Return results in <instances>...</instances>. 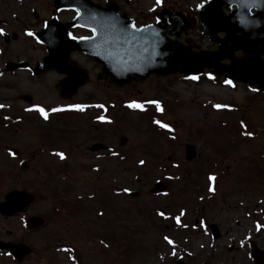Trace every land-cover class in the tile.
<instances>
[{
    "label": "rangeland",
    "instance_id": "1",
    "mask_svg": "<svg viewBox=\"0 0 264 264\" xmlns=\"http://www.w3.org/2000/svg\"><path fill=\"white\" fill-rule=\"evenodd\" d=\"M93 1L104 4L106 0ZM114 1L120 11L144 24L153 20L162 8L182 12L187 18L195 17L196 6L205 0H163L159 7L155 6L154 0ZM51 15L60 20L71 16L68 12L54 11L52 0H0V18L5 22L2 30L9 36L8 43L2 39L3 47L9 51L4 54L3 60L20 56L36 58L39 52L31 49L35 45L25 38L26 32L39 29ZM185 39L196 50L214 46L200 35L197 28L188 31L182 38ZM80 63L93 75L94 80L80 91L97 92V97L93 99L88 96L85 100L105 102L114 118L115 154H123L125 158L121 161L116 156L114 160V190L118 194L113 195L110 189L103 193L100 184H93L97 188L89 186L70 195L56 188L63 178L56 174V168L61 163L53 153L60 152L63 147L56 141L46 147L45 144L41 145V133L60 128V125L67 131H71L67 128H72L75 132L76 127L68 123H89L95 108L89 107L84 115H56L57 112L51 111L53 108L67 109L66 103L73 102L71 99L64 101L58 95L59 77L48 73L35 80L27 73L19 72L16 79L5 75L0 80L2 148L17 150L21 155L20 160L25 155L29 162L39 149H49V152L43 156L46 161L44 169L36 170L34 176L31 175L30 166L21 171L19 163L11 161L10 164L7 154H0L4 186L0 196L4 197L10 190L24 189L35 197V204L28 214L43 218L45 214H53L55 204L65 203L64 197L71 195L79 196L84 214L87 209H94L93 216L97 211H104L105 206L109 207L108 214H112L111 210L117 212L110 208L112 202L126 207V214L119 215L126 219L124 227L118 225H123L124 221L108 224L109 231L118 237L121 244L118 246L114 239L109 243L113 247L110 252L99 248V254H95V264H121L130 259L136 264H159L163 252L168 253L169 250H174L181 259L199 264L207 259H213L211 264L237 263L244 258V250L240 252L239 246L242 244L245 248V238L254 235V224L264 231V214H261L264 212V94H252L246 86H228L219 77L208 79L206 73L197 81L176 74L150 77L145 81L116 87L105 80L100 82L94 79L100 72L95 65L87 60ZM24 95L32 98L29 104L21 100ZM78 96L75 100H78ZM15 98L18 99L17 103ZM153 100L160 104L162 111L158 112L155 105L147 103ZM130 102L140 103L144 110L127 108ZM215 104L227 107L215 109ZM15 106L18 107L17 111ZM30 106L45 110L47 119H51L46 126L43 121L47 120L25 111ZM11 118L16 119L14 127L6 124L10 123ZM153 120L167 124L174 131L159 128ZM242 122L245 128L240 127ZM247 132L253 133L251 139L242 134ZM6 138H11L9 143L18 145H8ZM185 145L195 146L196 158L190 162L184 160ZM28 147H33V151ZM140 160L144 161L142 166ZM81 164L90 169L93 162L84 158ZM208 172L216 177L212 182L214 192L208 191ZM33 179L40 185L30 190ZM87 181L90 183V177L82 178L83 185ZM156 181L166 184L167 190L163 195L149 193ZM125 190L136 191L137 196H127ZM181 211L184 212L183 216H180ZM157 212H162L163 217L157 216ZM177 217L179 226L175 220ZM170 225L174 226L173 230ZM211 226H215L220 234L214 242H209ZM14 227L16 225L12 221L0 222V233ZM17 229L21 231V224ZM37 234L27 235L21 231L18 236L26 235V239L37 241ZM165 237L171 239L173 245H169ZM67 238L75 242L74 235ZM54 245L57 246L56 241L33 246L38 251L37 256L46 259L38 264H50L48 257L56 261L55 264H68V258L59 254L60 249L56 250Z\"/></svg>",
    "mask_w": 264,
    "mask_h": 264
},
{
    "label": "water",
    "instance_id": "2",
    "mask_svg": "<svg viewBox=\"0 0 264 264\" xmlns=\"http://www.w3.org/2000/svg\"><path fill=\"white\" fill-rule=\"evenodd\" d=\"M263 2L264 0H208L203 4V8L197 9L198 29L209 41L218 44L215 52H192L189 45L185 46L179 42L181 32L195 26L194 19L186 21L180 13L168 14L167 19H162L165 13L163 11L157 16L159 23L151 25L150 28L142 27V32L134 33L127 28L132 22L117 14L114 3L108 2L105 8H101L91 4L89 0H54L56 9L78 8L82 13L81 18L74 19L66 27L58 26L59 24L53 19L46 24L44 32L38 37L39 41L50 49L51 55L59 54L58 47L52 48L56 43L61 45L59 48L62 50V54H59L61 58L65 52L71 51H79L93 58L102 64L101 76L109 77L110 81L118 86L130 83L132 75L139 80L152 74L164 76L178 72L199 76L204 70L212 69L214 73H225L231 81L257 85L264 90V59L250 57L238 62L232 57L238 50L254 53L257 46L264 49V23L258 19L262 14L249 15L251 8L260 9ZM223 4L235 5L237 10L225 17L219 10ZM91 15L95 16V20L89 18ZM231 17L235 18L233 27L229 26ZM76 25L88 29L96 28L97 37L69 40L67 29ZM242 26L250 27L249 31L242 30ZM221 31L226 32L223 41L217 37V33ZM237 31H241V35L236 36ZM55 33V38H52ZM226 43L232 44L233 48H226ZM50 59L52 58L45 59L40 68H52ZM224 59H230L232 62L227 71L220 63ZM61 68V72L67 73L66 69L69 67L62 65ZM83 75L81 77L79 75L77 79H68L63 85L74 91L84 82ZM185 151V159L191 161L195 156L193 147L186 146ZM164 190L165 186L159 182L153 186L152 192ZM31 201L32 197L25 192H11L5 197L4 202L0 203V214L13 215L21 212ZM0 249L9 250L19 259L27 254L26 248L21 245L0 242Z\"/></svg>",
    "mask_w": 264,
    "mask_h": 264
},
{
    "label": "flooded vegetation",
    "instance_id": "3",
    "mask_svg": "<svg viewBox=\"0 0 264 264\" xmlns=\"http://www.w3.org/2000/svg\"><path fill=\"white\" fill-rule=\"evenodd\" d=\"M71 13V16L65 20H61L63 22H66L74 16V13L69 11ZM0 22H3L0 18ZM2 26L3 24L0 23V32H2ZM77 30V29H76ZM76 30H71V33L75 32ZM80 32L85 33V35H77L74 34L73 36L79 38V37H88V32L78 29ZM2 36L3 34H0V79H3L4 74L10 75L12 77L17 78V75L19 72L9 73L5 70L6 63H3V46H2ZM222 37V36H221ZM35 46H32L31 49L37 50L39 52V55L36 58H30L27 56H20L16 60L15 63H25L26 64V73L28 75H31L34 77L36 75L37 70L36 67L40 61L43 60V58L46 56V49L39 45L38 43H33ZM216 48V47H215ZM210 48V49H215ZM82 55L78 53H71L67 56V62H69L72 65H78V61L82 59ZM236 57L240 60L246 55H243L241 53H237ZM84 58V57H83ZM31 59V60H30ZM226 66H228V62H224ZM45 74V73H44ZM42 74V75H44ZM211 74V73H207ZM41 75V77H43ZM60 80H62L64 77L60 75ZM35 78V77H34ZM37 78H40L37 77ZM35 78V79H37ZM96 91H91L87 94L90 95H81L85 96V98L88 99V96L90 98H95L97 95H95ZM18 99L15 98V103H17ZM81 103H91V104H97V103H105L103 101H96V102H89L87 100L81 101ZM18 107L15 106V110L17 111ZM12 111V110H11ZM99 114L100 117H99ZM94 118H96V121H89V123H82V122H74V123H68L70 125H74L75 132H73L72 128H67L71 131H67L64 127H62V132H59V138H53L51 137L52 134H50L49 131H44L41 133L42 137L39 138L41 145H51L54 143V141L58 142L59 144H62L63 149L60 150L61 153L65 155L64 160H58L61 164L56 168L57 175L62 177L61 181H59V187H56L63 192H65L67 195H70L71 192H76L78 190L84 191L89 186L93 188H97V185L93 184H100L101 190L104 193L107 191V189H110L113 193V195L118 194L114 189V160L116 157L115 153V138H114V128L113 123H107L104 121H110V115L106 114L104 112H100L98 109L93 115ZM103 118V121L100 118ZM106 118V120H105ZM17 122L11 121L10 127H14ZM44 126H46V122H43ZM2 114L0 113V130L2 129ZM67 125V124H65ZM62 126V125H61ZM47 129V128H43ZM40 135V134H39ZM6 143L8 145H18L17 143H9L11 141V138L5 139ZM2 137H1V131H0V154L5 153L8 156V162L12 164L11 161H16L17 163H21V166L24 167V170H27V167L30 166V169L32 170L31 175L34 176L35 171H41V169H44V162L45 159H43L44 154H48L49 149H39L36 151V153H33L32 156V164L31 161L29 162L25 157V155L20 160V153L11 148H2ZM93 144H102L101 147H98V152H90V148ZM29 148V147H28ZM30 151H33V147L29 148ZM28 149V152H29ZM9 152H12L14 156H9ZM57 157V156H56ZM59 158V157H58ZM88 159L89 161H92L93 164L91 165V168L88 169L87 166H84L81 164L82 159ZM12 166V165H10ZM1 167V165H0ZM29 172V171H28ZM124 174H126V171H123ZM90 177V183L88 181L85 185L82 183V178ZM89 180V179H88ZM40 183H38L36 180H31L29 189L35 188L37 189L39 187ZM3 185H2V175L0 173V193L3 192ZM90 187V188H91ZM125 188V187H124ZM30 189V190H31ZM14 190H18L14 189ZM14 190H8L9 192ZM33 190V189H32ZM7 192V193H9ZM123 194H125V191H123ZM95 197V196H94ZM4 197L0 196V203L3 201ZM62 199V196H61ZM106 199H108L106 197ZM65 203H59L55 204V207L53 208V214H45V217H40L33 214H28L29 209L35 204V197H33V201L29 204L28 207L24 208L22 213L16 214L13 217H4L0 215V222H8L12 221L15 223L16 227L13 229L6 230L4 233H0V242L7 243V244H13V245H24L27 248V255L23 258L14 257L10 251L7 250H0V264H38L40 262L46 261V259H43L41 256H37L38 251L34 250V245L36 247V244L44 242V243H52L56 241L58 249H65L66 251H60L59 254L64 255L67 257L68 264H95V254H99V248H102L105 252H110L111 247L109 243H111L112 240H117L118 246L121 244L118 237L115 235H112L109 231L108 224L110 222H118L124 221V224L121 225L119 223L118 225L124 227L126 225V219L119 217L120 214H126V207L121 206L120 203L112 202L113 204H109L111 209H114L117 212H113L111 210L112 214L109 213V207L105 206L104 211H97L94 215V209H87L84 212H82V205L79 203V196L77 195H71L65 196L64 199ZM91 202V201H89ZM262 204V203H261ZM264 204V202H263ZM93 208V207H92ZM263 210V209H262ZM98 213H102V215H98ZM261 214H264L262 212ZM89 215V216H88ZM112 216V218L109 217ZM108 216V217H107ZM57 219V221H55ZM21 224V231H23L27 235L37 234V241L34 239L28 240V236L24 235V237L18 236V233L21 234V231L18 232L17 227L19 224ZM41 222V226H37V223ZM27 223V225H26ZM254 235H250L249 238L247 236V239H245V248H244V258H242L237 263H223V264H264V231L257 230V224H254ZM171 229H174L173 225H170ZM2 230H0L1 232ZM113 231V230H112ZM168 231V230H165ZM45 233L44 237L42 236ZM42 234V235H41ZM58 234L61 236H58ZM23 235V234H22ZM74 235L75 236V242H72V240L68 239V236ZM167 237H172L169 234H164ZM207 235V234H206ZM218 233V230L215 226L209 227V242L216 241L220 236ZM36 236V235H35ZM115 236V238H114ZM129 237V235H128ZM40 238V240H39ZM129 242V241H128ZM32 243H35L34 245ZM61 243V244H60ZM106 245V247H105ZM252 245L253 252H250L249 246ZM100 246V247H99ZM121 246V245H120ZM241 247L240 252H242V244L239 246ZM123 251L126 252V248L123 247ZM67 249H71V251H67ZM97 251V252H96ZM48 252H53L52 250H48ZM163 252L164 254L161 255V259L159 260V264H199L196 262H190L185 259H181L178 255H176V252L174 250H169ZM175 253V255H173ZM253 255V258L251 257ZM38 257V258H37ZM69 257H74V259H69ZM129 257V255H128ZM50 261V264H55L56 261H53L50 257L47 258ZM211 260L213 259H207L206 262H202V264H211ZM105 264H108L106 262ZM120 264V263H116ZM121 264H136L133 260H128L126 262H122Z\"/></svg>",
    "mask_w": 264,
    "mask_h": 264
},
{
    "label": "snow or ice",
    "instance_id": "4",
    "mask_svg": "<svg viewBox=\"0 0 264 264\" xmlns=\"http://www.w3.org/2000/svg\"><path fill=\"white\" fill-rule=\"evenodd\" d=\"M205 2H207V0H205ZM154 3H155V6L159 7V6H162L163 0H154ZM203 6H204L203 4H198L196 7L199 10V9L203 8ZM149 10L150 11H153L154 9H149ZM72 11L75 13L74 19L81 18L82 13H81V11L78 8H73ZM85 15H88V14L85 13ZM89 18L92 19V20H95V16L94 15H91ZM157 23H159V21H157ZM76 26H78V25H76ZM113 27H115V24L114 23H113ZM147 27L150 28L151 25H148ZM127 28L130 29L134 33L142 32L143 31V28H138L135 25V23H129L127 25ZM88 30L92 34L91 37H79V38H77V37L73 36V34L71 32H69L67 34L68 39L69 40H76V39H82V40L83 39H95L97 37V35H98L97 29L96 28H89ZM0 34H3V33L0 32ZM26 35L29 36V37H33L34 34L32 32H26ZM37 43H40V41L37 40ZM207 78L208 79H213V77H212L211 74H207ZM185 79L191 80V81H197L198 80V77L196 75H191V76H186ZM224 83L226 85H228V86H234L232 84V81L231 80H225ZM249 91H251V92H258L259 89H257V88H250ZM147 103L155 105L156 110L158 112L162 111V109L160 107V104L157 101H154L153 100V101H148ZM2 107H3V105H0V108H2ZM126 107L129 108V109H136V110H139V111H143L144 110L143 105H141L140 103H137V102H130V103H128L126 105ZM213 107L215 109H220L221 107H227V106H222V105H219V104H215V105H213ZM64 110L65 109H61V108H53L51 111H53V112H59V111H64ZM72 110H77V111L83 112L84 111V106H82V105H76V106H74V109H72ZM229 110H231V109L229 108ZM25 111H36L37 113H39V115L43 119L47 120V114H46L45 110L43 108H41V107L28 108V109H25ZM5 119L7 120L8 117H5ZM100 119L103 121V118L102 117ZM104 122L111 123V121H104ZM153 123L156 124L161 129H166L168 132L174 131L173 128H171L167 124L162 123V122H160L158 120H153ZM240 127L241 128H245L246 125L242 122L241 125H240ZM242 134L246 135V137L248 139H251L253 137V133L252 132H247V133H242ZM113 154L115 155V153H113ZM53 155L59 157L60 160H64L65 159V155L63 153H61V152H55V153H53ZM9 156H14V154L12 152H9ZM139 164L142 166L144 164V161L143 160H140L139 161ZM176 166L177 165H173V167H176ZM169 179H171V177H169ZM207 179L209 181L208 191L209 192H214V188L212 186V182L215 181L216 177H214L212 175H209ZM125 191H127V190H125ZM98 215H102V213H98ZM156 215L163 217V213L162 212H157ZM183 215H184V212L181 211L180 216H183ZM175 220H176L177 225L179 226V224H180L179 217L175 218ZM203 225H204V222L202 221L201 222V226L203 227ZM257 230L258 231L260 230V226L259 225H257ZM164 239L166 240V242L169 245H173V241L171 239H169L167 237H165ZM245 239H247V237ZM105 247H106V245H105ZM60 251H66V250L65 249H60ZM67 251H71V249H67ZM173 255H175V253H173ZM69 259H74V257H69Z\"/></svg>",
    "mask_w": 264,
    "mask_h": 264
}]
</instances>
